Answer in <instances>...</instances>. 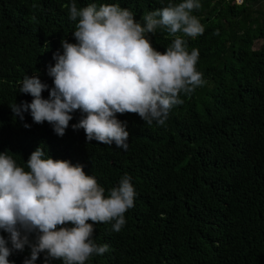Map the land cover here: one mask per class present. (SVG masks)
<instances>
[{
  "label": "trees",
  "instance_id": "1",
  "mask_svg": "<svg viewBox=\"0 0 264 264\" xmlns=\"http://www.w3.org/2000/svg\"><path fill=\"white\" fill-rule=\"evenodd\" d=\"M235 1L200 0L192 14L205 31L184 39L189 52L199 50L196 68L206 83L181 93L183 103L163 126L117 114L130 134L125 151L74 131L78 110L59 137L48 122L34 123L30 112L21 121L9 105L32 101L19 92L25 75L53 87V53L63 52L62 39L76 42L72 3H116L142 22L169 0H0V152L27 170L30 154L41 147L45 157L82 164L106 196L125 173L136 191L119 232L111 223L94 225L95 242L109 250L85 264H264V9L255 8L256 0ZM150 38L162 53L174 39L161 30ZM30 251L26 245L8 259L23 264ZM35 264H44V253Z\"/></svg>",
  "mask_w": 264,
  "mask_h": 264
},
{
  "label": "clouds",
  "instance_id": "2",
  "mask_svg": "<svg viewBox=\"0 0 264 264\" xmlns=\"http://www.w3.org/2000/svg\"><path fill=\"white\" fill-rule=\"evenodd\" d=\"M201 7L200 0H169L143 15L141 22L116 3L82 8L72 3L69 18L78 20L72 32L76 42L62 39L63 52L53 53L55 65L48 67L53 87L36 74L25 75L19 92L33 99L9 105L12 113L23 121L30 112L34 123L48 122L63 137L78 110L81 117L71 125L74 131L83 129L87 142L115 144L126 151L130 134L117 114L135 113L150 126L154 121L163 126L171 110L183 103L180 94L190 95L206 83L196 68L199 50L189 52L184 39L204 33V25L192 14ZM157 30L174 37L163 53L151 43ZM26 167L7 151L0 152V230L8 234L0 235V264H12L8 258L26 245L30 258L23 264H35L41 253L44 264L56 259L85 264L107 252L109 246L93 238L94 225L111 223L112 231L122 229L136 196L131 177L125 173L106 196L82 164L45 157L41 147L30 154Z\"/></svg>",
  "mask_w": 264,
  "mask_h": 264
},
{
  "label": "rangeland",
  "instance_id": "3",
  "mask_svg": "<svg viewBox=\"0 0 264 264\" xmlns=\"http://www.w3.org/2000/svg\"><path fill=\"white\" fill-rule=\"evenodd\" d=\"M236 2V1H235ZM257 9H264V0H258L257 3L254 4ZM258 43H256L255 47H258Z\"/></svg>",
  "mask_w": 264,
  "mask_h": 264
},
{
  "label": "crops",
  "instance_id": "4",
  "mask_svg": "<svg viewBox=\"0 0 264 264\" xmlns=\"http://www.w3.org/2000/svg\"><path fill=\"white\" fill-rule=\"evenodd\" d=\"M258 0H256V3H257Z\"/></svg>",
  "mask_w": 264,
  "mask_h": 264
}]
</instances>
